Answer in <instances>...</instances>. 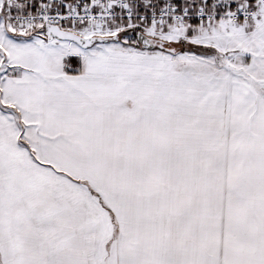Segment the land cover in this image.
Returning a JSON list of instances; mask_svg holds the SVG:
<instances>
[{
	"label": "snow or ice",
	"instance_id": "1",
	"mask_svg": "<svg viewBox=\"0 0 264 264\" xmlns=\"http://www.w3.org/2000/svg\"><path fill=\"white\" fill-rule=\"evenodd\" d=\"M0 264H264V0H0Z\"/></svg>",
	"mask_w": 264,
	"mask_h": 264
}]
</instances>
